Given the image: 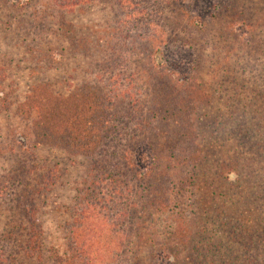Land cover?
I'll return each mask as SVG.
<instances>
[{"label": "trees", "instance_id": "trees-1", "mask_svg": "<svg viewBox=\"0 0 264 264\" xmlns=\"http://www.w3.org/2000/svg\"><path fill=\"white\" fill-rule=\"evenodd\" d=\"M236 1L263 31L264 0ZM152 7L0 0V264H264V94L244 77L264 79V42L242 67L230 58L239 45L205 53L198 19ZM169 38L209 55L211 80L165 69L156 54ZM226 93L241 108L224 110L240 153L221 166L234 182L211 159ZM139 144L152 154L143 171ZM112 203L123 207L116 224L104 212Z\"/></svg>", "mask_w": 264, "mask_h": 264}, {"label": "rangeland", "instance_id": "rangeland-1", "mask_svg": "<svg viewBox=\"0 0 264 264\" xmlns=\"http://www.w3.org/2000/svg\"><path fill=\"white\" fill-rule=\"evenodd\" d=\"M22 1V0H21ZM169 2V3H168ZM154 0L156 8L158 10V15L161 14L162 17L170 18L174 21V17L169 14L171 8L175 10H181L186 14L187 17H194L198 19L205 28V35H202V44L205 45V53L210 52L211 45H239V51L236 50L233 46H231V60L233 63H238L242 67H246L249 60H252L249 57V45H260L264 42V30L261 31L260 26L252 25L250 21H254L256 17L247 18L245 20L242 16H239L240 11L234 10L233 7L237 8V1L233 0ZM93 9V8H92ZM151 9H154L153 7ZM154 9V10H155ZM94 10L89 18L98 19V22H104L109 19L107 14L100 13ZM186 17V18H187ZM164 18L162 19L163 23L169 25L171 22H165ZM188 19V18H187ZM160 21V20H159ZM245 21V22H244ZM183 24V23H182ZM138 28V27H137ZM176 33H181L180 37H184L186 29L184 26H177ZM145 31H149L150 33H155V29L151 26L145 27ZM193 42L187 39L185 40H173L169 38V40L164 41L163 45L159 48V52L156 54V58L158 62L164 66L165 69L173 73V75L181 80L190 79V77H195L204 83L210 79V71L208 70V56H204V54H199L193 47ZM226 47V46H224ZM227 47V49H229ZM247 49V50H246ZM216 60V59H215ZM258 67L261 65L264 68V60L258 62ZM242 75V74H241ZM245 79H249L256 84L257 88H259L260 92L264 94V79L263 78H255L252 80L250 75H244ZM218 79H220L218 77ZM217 79V80H218ZM224 80H228V78H221ZM223 80L219 81L215 88L218 89L219 93L222 92L221 84ZM252 83V82H251ZM254 86V85H253ZM229 93H226L222 96V99H217L216 97V105L215 107L220 108L223 111H219L222 117L219 121H217V126L215 133L219 140H214V143L210 145L216 149V154L211 157L212 160H218V164L220 166L219 170L223 171V177L227 179L228 182H234L236 180V173L230 172L229 169L232 165H229L227 168L222 167V162L234 163L237 162V157L240 153V150H234L235 141L228 137L230 133V129L235 128V117H231V112L229 111L231 108H235L241 110L240 107L236 106L235 101L227 102V97ZM232 96V95H231ZM253 110L247 111L248 113V123L251 117H254L251 113L252 111H260L261 106L258 104L253 105ZM225 110V111H224ZM239 118V117H238ZM221 136L224 138L222 139ZM142 143V142H140ZM220 147H223V151H220ZM151 151L147 147V145L139 144L134 152H133V162L135 163L136 169L138 171H143L150 165L151 162ZM123 207L118 203H112V205L107 206V209L104 210L108 214V219L112 221L113 224L118 223L116 215L120 213ZM205 233L203 234V237ZM174 259L172 257H168L162 255L158 264H172Z\"/></svg>", "mask_w": 264, "mask_h": 264}]
</instances>
